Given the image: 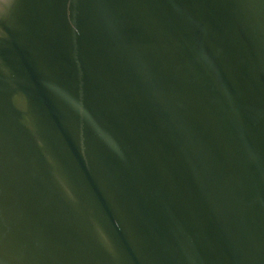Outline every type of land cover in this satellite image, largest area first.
I'll return each instance as SVG.
<instances>
[{
  "label": "water",
  "instance_id": "obj_1",
  "mask_svg": "<svg viewBox=\"0 0 264 264\" xmlns=\"http://www.w3.org/2000/svg\"><path fill=\"white\" fill-rule=\"evenodd\" d=\"M0 264H264V0H0Z\"/></svg>",
  "mask_w": 264,
  "mask_h": 264
},
{
  "label": "clouds",
  "instance_id": "obj_2",
  "mask_svg": "<svg viewBox=\"0 0 264 264\" xmlns=\"http://www.w3.org/2000/svg\"><path fill=\"white\" fill-rule=\"evenodd\" d=\"M11 10H12V8H10V9L5 13L6 18H7V16L10 14Z\"/></svg>",
  "mask_w": 264,
  "mask_h": 264
}]
</instances>
